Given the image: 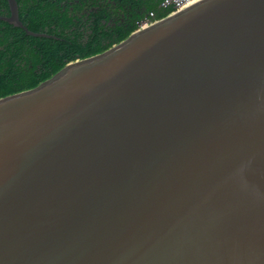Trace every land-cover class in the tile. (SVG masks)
I'll list each match as a JSON object with an SVG mask.
<instances>
[{
	"label": "water",
	"instance_id": "obj_1",
	"mask_svg": "<svg viewBox=\"0 0 264 264\" xmlns=\"http://www.w3.org/2000/svg\"><path fill=\"white\" fill-rule=\"evenodd\" d=\"M0 264H264V0H200L0 98Z\"/></svg>",
	"mask_w": 264,
	"mask_h": 264
},
{
	"label": "trees",
	"instance_id": "obj_2",
	"mask_svg": "<svg viewBox=\"0 0 264 264\" xmlns=\"http://www.w3.org/2000/svg\"><path fill=\"white\" fill-rule=\"evenodd\" d=\"M165 0H16L27 29L0 19V98L37 86L67 63L103 52L173 10ZM152 14V15H150ZM0 15H9L0 0Z\"/></svg>",
	"mask_w": 264,
	"mask_h": 264
},
{
	"label": "built area",
	"instance_id": "obj_3",
	"mask_svg": "<svg viewBox=\"0 0 264 264\" xmlns=\"http://www.w3.org/2000/svg\"><path fill=\"white\" fill-rule=\"evenodd\" d=\"M194 1L196 0H165L163 2L164 6L167 5H172L173 6V10L171 11L170 14L176 13L180 10H183L185 8H187L188 6H190ZM152 15V14H150ZM153 23L152 21L146 20V21H142L139 24V27H145L148 26L149 24Z\"/></svg>",
	"mask_w": 264,
	"mask_h": 264
},
{
	"label": "bare ground",
	"instance_id": "obj_4",
	"mask_svg": "<svg viewBox=\"0 0 264 264\" xmlns=\"http://www.w3.org/2000/svg\"><path fill=\"white\" fill-rule=\"evenodd\" d=\"M198 1H200V0H196V1H194L192 4H194V3L198 2ZM192 4H191V5H192ZM188 7H189V6H188Z\"/></svg>",
	"mask_w": 264,
	"mask_h": 264
}]
</instances>
